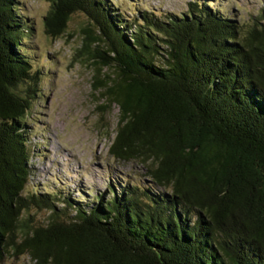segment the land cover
I'll list each match as a JSON object with an SVG mask.
<instances>
[{
  "label": "trees",
  "instance_id": "16d2710c",
  "mask_svg": "<svg viewBox=\"0 0 264 264\" xmlns=\"http://www.w3.org/2000/svg\"><path fill=\"white\" fill-rule=\"evenodd\" d=\"M46 1L52 39L74 13L92 22L82 48L96 43L91 58L115 72L104 87L119 107L109 154L139 163L148 182H109L88 203L30 184L26 192V118L47 74L19 0H0V264L8 255L31 264H264L260 18V29L243 33L205 0L187 1L180 15ZM34 208L49 212L45 222Z\"/></svg>",
  "mask_w": 264,
  "mask_h": 264
},
{
  "label": "rangeland",
  "instance_id": "374dc122",
  "mask_svg": "<svg viewBox=\"0 0 264 264\" xmlns=\"http://www.w3.org/2000/svg\"><path fill=\"white\" fill-rule=\"evenodd\" d=\"M113 1L127 13L135 11L140 4L159 14L180 15L189 0ZM205 1H209L211 10L220 11L241 24L243 33L253 25L260 29L259 18L264 23L261 19L264 0ZM19 3L31 21L30 49L44 62L42 68L47 74L40 83L42 94L26 118L30 141V183L26 192L33 185L36 190L55 189L76 201L88 203L95 195L107 192L109 182L146 184L148 177L139 163L118 161L109 154L119 107L106 99L104 87L115 77V72L91 58L96 43L91 46V53L82 48L83 29L93 31L92 22L84 13H74L66 31L52 39L45 34L43 20L49 2L19 0ZM62 205L59 202L58 206ZM31 214L39 223L47 220L49 212L34 208ZM3 264H31V261L26 255H8Z\"/></svg>",
  "mask_w": 264,
  "mask_h": 264
}]
</instances>
